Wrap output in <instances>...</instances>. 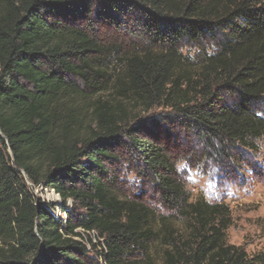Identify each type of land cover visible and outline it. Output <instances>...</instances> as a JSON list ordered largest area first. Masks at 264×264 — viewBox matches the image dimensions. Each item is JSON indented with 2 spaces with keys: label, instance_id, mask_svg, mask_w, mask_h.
I'll return each mask as SVG.
<instances>
[{
  "label": "trees",
  "instance_id": "16d2710c",
  "mask_svg": "<svg viewBox=\"0 0 264 264\" xmlns=\"http://www.w3.org/2000/svg\"><path fill=\"white\" fill-rule=\"evenodd\" d=\"M263 113L264 0H0V264H139L157 240L161 264H264L175 169H252ZM38 187L73 202L65 220Z\"/></svg>",
  "mask_w": 264,
  "mask_h": 264
},
{
  "label": "rangeland",
  "instance_id": "374dc122",
  "mask_svg": "<svg viewBox=\"0 0 264 264\" xmlns=\"http://www.w3.org/2000/svg\"><path fill=\"white\" fill-rule=\"evenodd\" d=\"M185 52L192 54L194 51L184 50ZM166 113L165 110L154 109L145 115L144 119ZM161 144L165 149L174 151V157H178V150L175 152L173 141L167 142L163 136ZM254 145L255 150L250 152L249 158L252 169H247L241 164L239 167H229L224 173L219 172L216 167L190 169L185 162H175L178 178L184 185L190 201L203 199L210 204L223 203L228 207L231 225L225 231L226 244L240 247L249 258L264 255V138L254 141ZM118 169L121 171L117 174L118 182L125 191L140 195L150 203L154 202L151 208L157 217L163 215L176 231H184V222L169 216V213L156 204V194L148 187H144L131 172L130 166L121 163ZM33 194L42 204L55 205L54 210L50 212L57 219L65 220L66 212L73 210L71 200L63 204L59 196L47 189L35 188ZM52 194L56 198L53 199L50 196ZM155 228L158 229L159 224L155 225ZM147 248L150 262H146L145 256L141 254H136L130 261H138L139 264H161L165 249L162 243L159 240L149 242Z\"/></svg>",
  "mask_w": 264,
  "mask_h": 264
},
{
  "label": "bare ground",
  "instance_id": "6f19581e",
  "mask_svg": "<svg viewBox=\"0 0 264 264\" xmlns=\"http://www.w3.org/2000/svg\"><path fill=\"white\" fill-rule=\"evenodd\" d=\"M50 196H52V198L54 199V198H56V197H54V195L52 194V195H50Z\"/></svg>",
  "mask_w": 264,
  "mask_h": 264
},
{
  "label": "water",
  "instance_id": "95a60500",
  "mask_svg": "<svg viewBox=\"0 0 264 264\" xmlns=\"http://www.w3.org/2000/svg\"><path fill=\"white\" fill-rule=\"evenodd\" d=\"M41 189L43 190L44 188L43 187H41ZM51 192H53V191H51ZM54 193V192H53ZM55 194V193H54Z\"/></svg>",
  "mask_w": 264,
  "mask_h": 264
}]
</instances>
